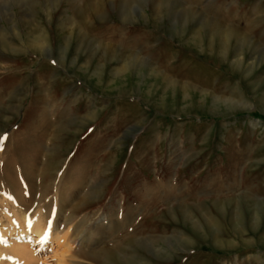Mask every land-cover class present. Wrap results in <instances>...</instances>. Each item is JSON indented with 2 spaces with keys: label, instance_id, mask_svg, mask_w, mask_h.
I'll return each mask as SVG.
<instances>
[{
  "label": "rangeland",
  "instance_id": "374dc122",
  "mask_svg": "<svg viewBox=\"0 0 264 264\" xmlns=\"http://www.w3.org/2000/svg\"><path fill=\"white\" fill-rule=\"evenodd\" d=\"M0 137V264H264V0H0Z\"/></svg>",
  "mask_w": 264,
  "mask_h": 264
},
{
  "label": "bare ground",
  "instance_id": "6f19581e",
  "mask_svg": "<svg viewBox=\"0 0 264 264\" xmlns=\"http://www.w3.org/2000/svg\"><path fill=\"white\" fill-rule=\"evenodd\" d=\"M69 196H70V193H69ZM69 196H67V197H69ZM62 201H64V200H62ZM66 202H67V200H66ZM61 204H62V202H61ZM55 206H57V205H55ZM62 208H63V206H62ZM58 212H56V213H58ZM57 217H58V219L60 218V220H61L60 222H62L60 225H58L59 223L56 224V222H57L56 214L49 217L50 221L48 224V223H46V215L42 212H38L35 216H31L29 214L23 213L22 216L20 217L21 218L20 221L18 222V220H17L18 223L12 222L10 224V227H11L10 229H11V231H14V227L17 226L21 233H23V231L30 232L31 235L32 234L35 235L36 242H43L48 235V231L50 229H52V231L55 234V240L56 241L58 239H61V240L66 239L65 243H63V244L67 247V249L69 251H71L72 248H80L81 244H79L78 241L76 242V240H74V238H71L70 236H68L69 228L67 230L65 229V228H67V227H65V224H69V223H67L68 220H67L66 215L59 213V214H57ZM79 223H78V225H79ZM16 239H17V241L13 240L11 242H8L9 246L7 247L8 248L7 250L9 251V253H11L9 256L13 257V258L12 257H10V258L15 259L22 264H31V262L34 259L33 254L29 251L28 246L26 245L25 242H22V240H20L19 238H16ZM8 240H11V238ZM82 245H83V243H82Z\"/></svg>",
  "mask_w": 264,
  "mask_h": 264
},
{
  "label": "snow or ice",
  "instance_id": "6c2138e0",
  "mask_svg": "<svg viewBox=\"0 0 264 264\" xmlns=\"http://www.w3.org/2000/svg\"><path fill=\"white\" fill-rule=\"evenodd\" d=\"M91 131V130H90ZM6 139V137H0V144H3V141Z\"/></svg>",
  "mask_w": 264,
  "mask_h": 264
}]
</instances>
